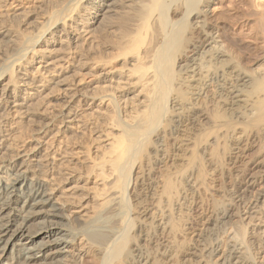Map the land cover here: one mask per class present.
Listing matches in <instances>:
<instances>
[{
    "label": "bare ground",
    "instance_id": "6f19581e",
    "mask_svg": "<svg viewBox=\"0 0 264 264\" xmlns=\"http://www.w3.org/2000/svg\"><path fill=\"white\" fill-rule=\"evenodd\" d=\"M205 2L61 0L56 9L40 17L28 35L17 24L25 13L15 11L0 19V48H3L0 82L9 77L0 92V157L10 145L11 132L4 129L7 112L15 108L16 112H30L35 116L37 105L48 95L47 91L52 93L57 89L64 93L67 107L59 117L65 123V131L82 115L79 107L83 112L94 106L107 107L112 120L108 124L111 130L104 132L110 142L100 159H95L90 166L91 173L101 182V189L99 187L92 198L91 212L83 214L76 210L83 205L81 194L71 192L79 187L77 179L63 171L64 164L69 167L66 165L69 158L58 160L54 152L47 151L55 147L53 143L44 146L37 141L32 148L23 150L24 155L0 164V173L4 174H0V264H78L89 252L95 253L99 264H111L115 260H119L118 264H166L167 261L180 264L191 253L184 229L187 214L181 211L179 215L173 203L182 198L179 185L184 176L170 181L165 173L166 181L153 193L160 209H164L163 202L167 199L171 215L168 229L163 231L174 240L170 247L160 246L154 252L150 251L151 231L157 227L154 220L151 226L139 224L140 218H145V222L150 220L149 211L147 207L134 210L128 186L137 155L144 152L148 163L152 162L154 151L158 157L166 156L169 146L163 145L162 137L164 140L168 135L175 140L186 137L189 126L194 125L193 120L188 122V115L194 119L204 116L206 120L201 127L204 133L196 137L197 143L209 141L212 135L217 143L222 137L217 134L218 130L225 128L223 151L214 149L213 158L223 157L226 147L232 151L234 143L230 144V140L238 141L239 138L231 134L234 118L249 119L242 130L245 135L264 120V71L255 75L243 66L232 67L233 58L224 53L211 34L210 23L204 19L195 26L200 15H207L202 9ZM3 5H6L5 0H0V7ZM81 8L88 13L81 14ZM250 11L260 15L257 28L264 37V4L257 3ZM12 20L16 24H7ZM109 33L116 38L107 43L114 52L104 55L99 48L109 41ZM63 35L68 36L70 45L77 44V50L56 55L53 46ZM42 41L43 46H40ZM190 52L193 56H188ZM113 58L120 59L118 70L111 68L101 72L98 69L97 65ZM257 58H264V54L259 53ZM68 59L73 67H90L89 72L97 83L94 90L88 85L77 89L59 80L58 74L65 65L60 62ZM23 61L27 63L20 71ZM228 66L232 70L227 69ZM126 81L137 86L134 92L144 97L140 106H132L134 110L124 99L125 94L116 93L113 87L122 86ZM208 82L218 87L214 91L217 96L205 102L204 113L200 114L197 109H200L201 93ZM9 83L18 90H12ZM20 87L23 88L20 90ZM108 89L109 93L99 94ZM19 90L24 95L17 92ZM88 101L92 102L88 104ZM249 106L250 109H246ZM98 107L96 111H101ZM30 120L39 122L38 129L46 136L53 130L54 118ZM262 140L264 142V137ZM161 147L165 152H159ZM60 148L58 145L55 151ZM204 172L198 170L196 178L203 179ZM138 197L139 202L145 200ZM263 198L264 194L247 206L244 212L247 227L239 226V232L225 238L234 242L230 255L240 262L248 259V228L264 251V206L259 205ZM227 205L215 202L214 208L226 214ZM180 233H183L182 239ZM213 240L210 235L206 236L204 245ZM143 245L147 250L143 251ZM229 258L226 256L222 264H233Z\"/></svg>",
    "mask_w": 264,
    "mask_h": 264
},
{
    "label": "rangeland",
    "instance_id": "374dc122",
    "mask_svg": "<svg viewBox=\"0 0 264 264\" xmlns=\"http://www.w3.org/2000/svg\"><path fill=\"white\" fill-rule=\"evenodd\" d=\"M60 1L5 0L6 5L0 7V19L15 11H17L15 13L21 14L22 12L27 14L26 16L24 14L23 17H20L21 25L19 23L17 24L19 25V29L28 35L32 26L40 20V17L56 9ZM257 3L264 4V0H206L204 5H202V9L207 15H200L195 25L199 26L204 19L209 22L211 34L215 36L224 53L233 58L231 62L232 67L235 66L234 68L239 69L240 66H243L251 70L252 74L255 75L261 74L264 71V58H257L259 53L264 54V37L260 29L257 28L260 15L253 14L250 11L252 8H255ZM2 4L4 3L2 2ZM80 11L81 14L88 13L83 8ZM11 23L16 24L13 20L11 22L7 21V24L12 25ZM189 31V35L192 34V31ZM109 35V41L104 42L106 44L111 43L110 40L116 39L113 33H109ZM69 42L68 36L66 35L59 38L53 46L55 48V54L64 55L73 53L75 49L77 50V44L70 45ZM104 43L99 48L103 51L104 55H110V53L114 52L109 44L105 45ZM42 44L43 41L40 43V46ZM67 44L69 45L65 49ZM183 49L185 50V48ZM2 51L3 48H0V60L3 57ZM188 56H193V52L188 53ZM67 61L68 63H66ZM26 63L27 61L21 62L20 71L23 70L22 66ZM62 63L65 65L62 68L64 70L58 74L59 80H64L72 84L71 86H76L77 89L88 85L91 91L92 88L94 90V86L97 83L95 82V76L89 72L90 67L86 69H81L78 65L73 67L69 59L60 62V64ZM120 65V59L113 58L110 62H102L97 66L101 72H105L111 68L118 70L117 67ZM227 69L232 70L229 66ZM58 75L54 74V76ZM8 80L9 77H5L0 82V92ZM130 83V81L129 83L126 81L122 86L114 83L115 85L113 87L116 93L125 94L124 99L131 104V110H134L132 106L136 108L140 106L144 97L138 96V92H134L137 86ZM9 84L12 90L14 88L18 90V87H15L14 84ZM22 88L20 87V90ZM216 88L218 87L208 82L203 89L199 102L201 105H198L200 109H197L200 114L204 113L205 109L203 106H205V102L211 100L212 97L216 98L217 95H214ZM20 90L17 92L24 95ZM53 91L52 93L47 91L46 93L48 95H44L41 98L39 105H37L35 116H32L30 112H16L14 110L15 108L7 112L4 117V129L11 132L8 140L10 145L6 154L0 157V164H6L11 158L24 155L23 150L32 148L37 141H40L44 146H48V143H53L52 147H55H50L47 151L54 152L58 160L62 157L69 158V162H66V165L69 164L70 168L62 164L63 171L65 170L64 173H67V175L71 173L70 177L75 176L77 179L76 184L79 187L73 188L71 192L81 194L80 201L83 205L78 209L76 208V210L83 211V214L88 213L93 210L92 198L95 192L99 187L101 189V182L91 173L90 166L95 159H100L104 147L106 148L110 142L104 136L105 133L111 130L108 128V124L112 122L108 113L110 109L107 107L102 108V106H94L93 109L87 108V111L83 112L81 107H79L82 115L70 124L71 128L69 130L65 131V123L61 120L59 114L65 111L67 103L63 96L64 93H61L57 89ZM102 91L99 94L105 95L110 92L109 89ZM91 102L88 101V104ZM96 104L98 105L99 101ZM211 104L209 103V105ZM5 105H8V103ZM96 107L100 108L101 111H96ZM246 109H250V106ZM191 117L189 115L187 116V119H189L188 122L191 119L194 125L193 127L189 126L186 137L175 140L174 136L168 135L164 140V133H162L163 145L167 144L169 146V151L165 153L166 156L158 157L156 151H154L151 154L152 162L150 163L147 162L144 152L141 155L139 153L137 155L138 157L135 158L136 163L133 165L131 172L128 194L131 195V203L135 211L140 208H142L141 210H144L146 207L148 208L150 220L145 222V218L143 220L140 218L139 224L151 226V220H154L157 227V230L153 228V231H151L153 238L151 239L152 249L150 251L154 252L157 247H170L174 242L173 239L168 236L166 237V233H164L168 229L167 222L171 215L167 199L163 202L164 209H160L158 201L154 199L155 195H153L157 186L164 184L166 181L164 180V174L167 173L170 181L184 176L182 184L179 185L182 198L176 201V203L175 201L173 203L175 204V211H178L179 215L181 211L187 214L188 220L185 222L184 229L186 231L185 236L188 237L190 242L191 253H188V256L180 264H222L226 256H230L228 261L233 264H261L264 258V251L259 247L256 235L251 232V228H248V233L246 234V242L250 248L247 255L248 259L245 262H240L239 259L230 255L234 242L231 240L228 241V239L225 240V238L233 232H239V226L247 227L248 220L245 219L246 215H244L247 206L264 194V142L262 140V137H264V120L259 126L253 128L249 135H245L242 130L249 119L234 118L232 122L234 131L231 134H234L237 139L239 138L238 141L230 140V144L234 143L231 146L232 148L230 147L232 151H229V148L226 147V150L224 149L226 155L223 153V157L218 156L217 158H213L214 156L211 152L214 149L221 150L222 148L223 151L224 136L226 133L225 128L218 130L217 134L222 137L217 143L215 142V135L214 139L212 135L209 141L197 143L196 137H200L204 133L201 127L206 120H203L204 116H198L195 119ZM31 118L47 121L50 118H54L53 130L49 136L40 132L41 130L38 129L40 123L30 120ZM58 127L62 129L55 134ZM101 135L102 138H100ZM47 140L50 142H47ZM58 145L61 148L55 151ZM159 152L162 153L165 151L161 147ZM29 155L33 154L29 153ZM142 156L145 158L143 159ZM200 169L205 171L204 180L196 178L198 170ZM0 174L4 175L3 173ZM138 195L145 200L139 202V199L137 200L139 198ZM215 202H219V204L226 202L228 204L227 213L223 214L217 211L214 208ZM259 205L264 206V198L259 202ZM151 217H154V219H151ZM164 228L166 231H163ZM182 234L180 233L179 235L181 239L183 237ZM208 235L214 240L211 244L205 246L203 238ZM144 240H147V238L145 237ZM145 250H147L146 246L143 245V251ZM118 263L119 260H115L111 264ZM70 264L72 263L70 262ZM78 264H99V262L95 253L89 252V254L83 256V259ZM166 264H168V261Z\"/></svg>",
    "mask_w": 264,
    "mask_h": 264
}]
</instances>
